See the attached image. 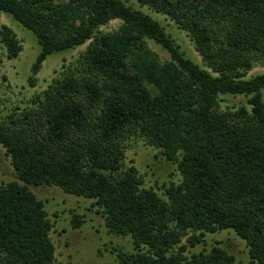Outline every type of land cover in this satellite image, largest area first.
<instances>
[{"label":"trees","instance_id":"1","mask_svg":"<svg viewBox=\"0 0 264 264\" xmlns=\"http://www.w3.org/2000/svg\"><path fill=\"white\" fill-rule=\"evenodd\" d=\"M139 2L187 31L206 67L124 0H0V13L41 47L32 86L50 55L90 41L85 74L67 72L37 98L38 109L0 120V143L18 175L0 185V264H62L45 202L30 185L94 199L109 232L133 240L135 251L113 249L123 264H238L221 246L186 254L206 233L226 229L248 243L249 264H264V73L246 77L264 58V0ZM114 19L117 30L100 29ZM0 42L10 59L23 50L8 25ZM227 94L248 97L250 108L221 110ZM131 136L161 149L183 179L163 195L143 187L137 168H124Z\"/></svg>","mask_w":264,"mask_h":264},{"label":"rangeland","instance_id":"2","mask_svg":"<svg viewBox=\"0 0 264 264\" xmlns=\"http://www.w3.org/2000/svg\"><path fill=\"white\" fill-rule=\"evenodd\" d=\"M137 10L150 14L157 19L168 33L181 45L182 50L195 62L203 67L206 64L197 51L195 42L189 33L168 15L155 11L147 5H141L139 0H124ZM120 19L111 20L100 29L105 32L115 31L121 24ZM3 25L10 26L17 34L23 50L16 58H8L5 46L0 42V120L6 121L10 114L17 118L32 110L38 109V97L44 99L43 93L69 71L85 74L81 57L87 50L90 41L74 49L50 55L37 75L34 86L29 82L31 67L36 60L41 47L30 30L16 22L6 13H0V30ZM221 31L220 39L224 40L225 30ZM151 49L161 60H169L170 54L159 44L147 39ZM264 73V58H257L246 77ZM264 94V90H263ZM221 110H237L247 106L248 97L244 95H222ZM124 163L128 168L135 166L142 176L143 187L153 188L163 195L165 187L171 182L179 183L183 177L175 161L168 160L162 150L150 144L145 138L131 136L124 141ZM18 180L11 157L0 143V185ZM31 190L39 199L45 202V207L53 228L50 232L56 247V260L62 264H123L115 247L125 251H135L130 236H118L109 232L101 208L94 199L79 197L65 193L57 186L30 185ZM75 215L80 216L81 223L74 227ZM186 242V238L183 241ZM214 246H221L235 255L238 264H249V245L234 230L226 229L217 233H206L205 242L189 247L186 254L202 250L210 251Z\"/></svg>","mask_w":264,"mask_h":264}]
</instances>
